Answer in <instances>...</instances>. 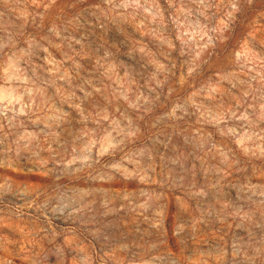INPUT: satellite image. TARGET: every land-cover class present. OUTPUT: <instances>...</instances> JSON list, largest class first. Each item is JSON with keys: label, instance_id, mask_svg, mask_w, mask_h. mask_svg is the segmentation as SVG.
I'll use <instances>...</instances> for the list:
<instances>
[{"label": "rangeland", "instance_id": "1", "mask_svg": "<svg viewBox=\"0 0 264 264\" xmlns=\"http://www.w3.org/2000/svg\"><path fill=\"white\" fill-rule=\"evenodd\" d=\"M7 3L14 5V0ZM139 3L144 7L117 9L105 17L101 15L102 9L107 11L105 0H57L56 8L32 6L15 11L0 0V44L17 39L15 25L23 24L24 19L16 18L25 12L32 15L25 17L24 38L36 41L31 49L27 44L17 45L13 51L18 50L20 58L12 62V68L0 64V74L7 70L9 76L31 81L39 105L31 121L13 122L0 129V139L15 137L33 147L38 142L35 150L40 164H29L34 171L28 182L45 186L44 182L51 180L54 188L50 195L38 198L27 191L0 190V254L7 247L13 254L25 255L21 246L30 254L28 261L16 260L15 264H69L71 259L87 264V250L82 253L78 246L65 244L64 230L73 227L72 222L52 214L61 201L74 195V177L71 173L54 177L41 165L48 160L43 151L48 145L62 151L94 141L93 119H85L89 114L94 119H99L98 114L105 116L102 123L109 125V132L115 129L113 135L132 121L139 129L140 147L147 148L157 164L163 160L174 174L196 167L209 179L218 178L214 168L221 154L228 151L225 143L233 147L234 138L241 150L246 149L251 141L245 134L264 128L261 93L245 96L250 92L249 77L242 73L246 62L264 53V17L254 12L228 32L213 33L210 29L216 26V9L207 5L215 0ZM152 4L157 8H150ZM53 24L59 35L49 33ZM251 86L258 88L255 81ZM229 110L247 116L248 121L228 119L225 113ZM204 118L212 123L202 125ZM249 121L255 124L254 129ZM213 128L216 135L199 139ZM221 131L227 136L221 137ZM213 144L215 151L210 153ZM32 159L30 152L21 155L22 163ZM47 166L52 168L51 163ZM257 168L254 162L253 167L233 170L227 176L223 183L227 184L224 192L229 202H237L238 197L245 201L248 188L264 183ZM127 219L122 214L95 215L75 226L81 239L90 242L97 253L112 256L110 264H132L160 237H146L135 225L125 228ZM218 228L213 229L215 247L230 238L240 243L249 239L244 230L225 235L227 230ZM47 229H56L57 234L46 233ZM169 230L168 238L171 221ZM179 240L187 255L196 254L188 234Z\"/></svg>", "mask_w": 264, "mask_h": 264}, {"label": "clouds", "instance_id": "2", "mask_svg": "<svg viewBox=\"0 0 264 264\" xmlns=\"http://www.w3.org/2000/svg\"><path fill=\"white\" fill-rule=\"evenodd\" d=\"M3 2L5 7H11L13 11L17 8L26 10L32 6L46 9L57 7V0H14V5H9L7 0ZM105 4L107 11H101V15L105 17L117 9L144 7L139 0H131L126 4L105 0ZM149 7L156 9L157 5L152 4ZM207 7L216 9L213 13L217 17L216 26L210 29L213 33L228 32L239 20L254 12L264 17V0H215V3L208 4ZM27 15L32 14L25 12L16 18L24 19L23 24L15 25L17 39L0 44V64L6 69L12 68V62L20 58L18 50L13 51L17 45L27 44L31 49L36 43L35 39L24 38L23 29L27 24ZM49 33L59 35L55 24L49 29ZM242 73L249 77L250 92L245 93V96L260 92V99L264 101V53H257L252 60L246 62L242 66ZM0 79L3 80V85H0L3 88L0 92V117H3L0 119V129L9 128L13 122L31 121V117L39 110L33 92L35 85L20 76H9L7 70L0 74ZM251 81H255L258 88H252ZM240 106L243 107L242 104ZM261 108L264 111V104ZM22 116L25 117L23 121L20 119ZM98 116L99 119L92 118L91 114L85 117L93 119V142L85 143L84 147L73 146L70 150L65 148L62 151L48 145L43 149L48 153V160L41 165L54 177L67 173L74 177V195L61 201L57 211L52 214L72 222L74 226L64 230L65 244L69 247L78 246L82 253L87 250V264H110L112 256L107 252L103 255L97 253L90 242L81 239L79 228L75 225H82L86 217L121 214L128 218L125 228L129 224L135 225L136 230H142L146 237H160V240L149 243L132 264H264V183L248 188L249 194L243 202H240L239 197L237 202H229L224 192L227 184L223 183L233 170L253 167L254 162L258 164L256 170L264 180V128L250 135L245 134V138L251 141L246 149L241 150L239 142L234 138L231 140L233 147L229 148L225 143L228 151L221 154L218 166L214 168V176L218 178L209 179L196 167L182 169L181 174H174L163 160L157 164L149 150L140 147L139 129L132 121L124 123L123 128L113 135L115 129L109 132V125L102 123L106 117ZM225 116L228 119L236 117L248 121L247 116H237L231 110ZM200 123L203 125L212 121L204 118ZM249 125L255 128L251 121ZM216 131L213 128L200 135L199 139L209 140L216 135ZM220 136L226 137L227 133L221 131ZM37 148L38 142L33 147L28 143L21 144L15 137L12 140L0 139V190L27 191L37 198L48 196L54 191L51 180L45 181V186L28 182L34 171L29 164H40L39 152L35 150ZM26 151L32 154L33 159L22 163L21 155ZM214 151L213 144L209 152ZM212 160L215 165V156ZM48 163H51L52 168H48ZM217 225V231L227 230L224 231L225 235L234 230H244L249 239L240 243L230 238L223 246L215 247L212 244L216 236L213 229ZM49 230L53 236L57 234L56 229H47L46 233ZM185 234L191 238L195 255L189 256L185 249L179 247V238ZM20 251L26 254H13L4 247L0 254V264H15L16 260L28 261L29 250L21 246ZM69 264L77 262L71 259Z\"/></svg>", "mask_w": 264, "mask_h": 264}]
</instances>
